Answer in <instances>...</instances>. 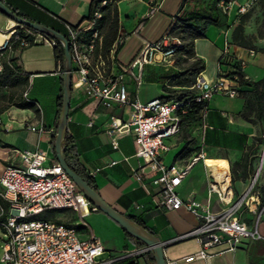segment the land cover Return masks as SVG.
I'll use <instances>...</instances> for the list:
<instances>
[{"label": "crops", "instance_id": "1", "mask_svg": "<svg viewBox=\"0 0 264 264\" xmlns=\"http://www.w3.org/2000/svg\"><path fill=\"white\" fill-rule=\"evenodd\" d=\"M2 1L30 21L66 32L63 22L71 25L84 23L92 0ZM231 2L226 19H220L223 26L209 25L205 37L195 40L194 50L196 56L205 64L201 71L203 77L214 80L219 74L229 73L235 69L236 60L220 62L224 43L228 42L230 54L235 59L240 58L246 62L243 71L249 81L239 85L238 89L250 93L253 89L251 81H258L264 77V38L256 37L253 40L254 49L245 48L233 43L232 31L240 21L241 15L236 13L239 5L251 2L247 9L250 14L243 24L244 34L247 36L257 35L262 11L258 12L260 6L257 0H231ZM114 5L118 12L120 36L132 32L139 34L148 32L153 26L163 34L176 18L189 19L195 25H203L205 18L216 19L219 12H222L220 9L223 10L219 6V0H116ZM150 6H157V9L150 10ZM8 22L7 27L16 24L10 18ZM19 52L20 50L14 51L10 56L18 57ZM1 62L3 67V62H7L6 57H3ZM17 64L21 67L19 58ZM180 71L174 59L166 63L144 64L138 72L141 78L137 92L138 99L147 102L164 96V87H167L170 78ZM19 73L22 76L26 74L23 69ZM32 77L35 79L43 76L28 75V79ZM49 78L53 80L52 87L42 92L38 98L31 97L30 83L23 88V91L28 89V96L27 99L21 96V100L34 101L32 107H18L12 104L0 113V174L5 165L18 164L14 149L30 151L41 149L47 153L45 163L57 161L53 141L59 114L57 101L59 95H62V72ZM135 80L130 73L125 78L127 89L132 96L136 92ZM142 86H145L148 92L141 96L139 90ZM244 105L245 98L241 95L235 97L224 94L213 95L207 106L206 127L192 125L189 128V130L194 128L199 130L198 150L192 155L184 156L179 153L182 149L181 143L177 144L179 135L169 140L170 150L161 155L166 163L182 165L196 153L201 151L204 154L205 163L202 160L195 163L177 188L181 198L193 197L201 203H206L211 169L206 164V158L209 160L223 158L227 161L231 177L235 178V182L232 181L233 190L235 184L236 188L241 189L239 194L258 174L255 172L258 153L251 150L258 146L257 138L262 136L264 124L253 115L249 118L241 116L240 112ZM110 116L124 118L125 112L116 105L105 106L98 100L89 98L82 89L72 88L65 134L69 156L76 157L86 173L94 180L98 193L109 205L124 215L139 220L142 226L150 230L160 241L171 243L196 227L199 221L183 207L164 212L156 206L157 189L150 185L148 178L138 180L133 175V171L142 164V159L135 155L133 135L127 133L118 136L117 147H114L111 143L112 134L108 130ZM36 124L42 126L44 130L30 128L31 125ZM174 147H177L175 153L169 154ZM245 154H247V162L243 168ZM197 165L200 168L194 170ZM220 206L221 204L213 196L210 207L215 210ZM99 212H91L82 217L71 209H52L48 217L56 222L74 226L81 238L97 237L106 251L117 255L124 250L125 232L111 218ZM68 214L71 217H67ZM76 216L81 217V220L89 219L96 229L103 227L107 232L101 233L92 227L87 232L83 228L76 227L79 223ZM61 217L65 220L69 218L70 222L61 220ZM246 217L252 218L247 215ZM130 240L137 248L131 238ZM252 242L249 249L243 247L244 243L247 244L243 240L233 253H229L231 264H264V245L258 241ZM203 260L207 264V261ZM138 262L150 264L143 256L138 258ZM167 264L176 263L167 261ZM209 264H211L210 259Z\"/></svg>", "mask_w": 264, "mask_h": 264}, {"label": "built area", "instance_id": "2", "mask_svg": "<svg viewBox=\"0 0 264 264\" xmlns=\"http://www.w3.org/2000/svg\"><path fill=\"white\" fill-rule=\"evenodd\" d=\"M115 2L101 0L82 24L63 22L71 58L72 88L82 89L89 98L105 106L116 105L123 109L124 118L110 116L109 119L112 145L117 147L118 136L131 133L135 155L142 159V164L133 171V175L138 180L148 178L150 185L157 189L156 206L164 212L183 207L198 219L196 227L178 238L195 237L200 246L198 252L184 258L185 262L205 259L209 264V259L214 255L233 253L243 240L250 239L264 245V229L261 227L264 204L260 202L259 192L255 189L258 174L242 193L235 196L229 166L228 176L221 179L210 169L206 203H201L193 197L181 198L177 188L191 167L199 160L204 161V154L200 151L182 165L166 163L161 156L170 150L169 140L181 133V117L188 112L190 102L202 105L200 121L205 128L207 106L213 95L239 96L237 76L230 75V72L221 73L216 79L207 80L199 72L186 86L193 91L190 98H154L141 102L137 97L141 84L139 70L147 63L173 60L182 46V40L172 36L168 28L156 41H144L131 65L126 67L118 64L115 54L124 42L123 37L115 39L108 52H105L103 34L98 27V20L102 17L101 8ZM231 4V0H219V6L227 13ZM250 4L239 5L237 15L245 13ZM150 8L157 9V6ZM0 35V71L2 58L6 57L7 64L12 67L10 54L22 47L40 42L63 48L62 40L22 24L7 27V30L0 31ZM233 60L244 68L246 62L235 59L229 52V43L225 42L220 62ZM61 72L62 66L58 65L51 73ZM129 73L136 79L134 96L125 82ZM22 96L27 99L28 89L23 91ZM30 128L44 130L37 124ZM13 152L18 164L5 165L0 174V227L5 236L0 264H140L138 258L149 252V249L146 246L135 248L126 234L121 253H109L99 258L106 249L97 237L81 238L74 226L56 222L49 217L32 218L46 209H71L82 217L98 209L58 161L45 163V151L14 149ZM213 196L221 204L215 210L210 207ZM244 211L256 217L248 219ZM216 247L223 248L208 253L209 249Z\"/></svg>", "mask_w": 264, "mask_h": 264}, {"label": "trees", "instance_id": "3", "mask_svg": "<svg viewBox=\"0 0 264 264\" xmlns=\"http://www.w3.org/2000/svg\"><path fill=\"white\" fill-rule=\"evenodd\" d=\"M101 0H92L89 8V13L85 17L88 19L90 17L91 11L95 8L96 4ZM228 1V0H224ZM258 5L261 8L262 18L260 20L259 27L257 28V35L256 36H247L244 34V21L249 16L250 11H246L240 17L239 23L234 27L232 31V41L233 43L245 47L254 49L255 45L253 44V40L256 37L264 38V0H257ZM15 13L20 15L21 17H25L22 13L17 12L15 9H12ZM102 17L98 20V27L101 29L103 34L102 36V44L103 50L108 52L109 48L111 47L112 43L120 36V25L118 20V12L116 5L106 4L102 8ZM222 12L218 14L216 19L212 18H205L203 25H195L190 22L189 19H181L176 18L174 22L169 27V32L172 36L177 37L182 40V46L178 48V51L174 57L175 64L181 69V71L170 78L169 85L164 87L165 95L161 96V99L168 100L171 98L177 99H185L190 98L193 94V91L186 88V86L194 80V77L204 69V61L197 57L195 54L194 46L195 40L197 38L205 37V32L209 25H219L223 26V23L220 22L221 20H225L227 16V12L220 9ZM22 47L20 50H22ZM54 48V58L56 62V66H62L63 59H64V51L62 46L57 45L53 46ZM120 48V47H119ZM18 57L13 56L10 57L9 60L12 63V67H10L7 62H3V67L0 72H5L6 76H12L14 79H18L19 84H22L23 87L27 86L28 83V74L22 76L19 72L22 69L17 64ZM225 61H222V63ZM235 69L230 72V75H236L239 85L248 82L249 78L245 75L243 69L239 66L238 62L234 63ZM253 89L250 93L246 91H240L238 89L239 95L245 98V105L240 112V115L244 118H249L250 116H254L259 121H264V77H262L258 81H251ZM23 93V92H22ZM22 96V95H21ZM61 97L59 95L57 106L58 111L60 110L61 106ZM22 98V97H21ZM34 101H20L16 102L15 105L18 107H32ZM202 105L200 103H196L191 101L188 105V112L181 117V133H187L189 131L190 126L192 125H201L200 121V110ZM5 108L0 109V113L3 112ZM259 138H257L258 140ZM63 147L65 151V158L67 161V165L71 170L79 174L84 180L94 189H96L94 180L86 173L85 169L82 165L78 162L76 157L69 156V152L67 149V137L65 135L63 140ZM198 149H196L197 151ZM181 155L188 156L190 155V149L186 148L184 145L179 152ZM247 162V154L243 156V168L246 166ZM233 181V178H232ZM257 183V182H256ZM257 188L255 184V189ZM260 194V189H256ZM261 200L260 202L262 203ZM99 211V210H98ZM262 216V215H261ZM132 220L136 221L137 223H142L137 220L136 218H131ZM264 229V228H262ZM125 234L129 236L132 241L135 243L137 247H143L144 244L126 232ZM145 257V261L150 264H154V259L150 252L144 253L141 255Z\"/></svg>", "mask_w": 264, "mask_h": 264}, {"label": "rangeland", "instance_id": "4", "mask_svg": "<svg viewBox=\"0 0 264 264\" xmlns=\"http://www.w3.org/2000/svg\"><path fill=\"white\" fill-rule=\"evenodd\" d=\"M260 11L261 8H258V12ZM258 18H260V15L258 16ZM8 24H9L8 17L0 12V31L7 30ZM59 32L65 35V30L63 31L59 30ZM161 34L162 31H158L157 27L154 26L151 27L148 32L147 31L140 32V34L135 32L122 34L121 37H123L124 43L120 46V48L115 54V59L117 63L122 66L128 67L137 57L144 40L156 41L157 39H159ZM53 51L54 48L52 45H49L47 43L37 42L33 45L24 47L22 50H20L19 53H17L21 64V68L25 71L26 74L28 75L32 74V76L33 75L43 76V77H37L35 79H33V77L32 79H28V83H30V88L32 92L31 97L38 98L42 92L48 91V89L52 87L53 80L50 79L49 77L57 75L51 73L56 69V62ZM23 88H24L23 85L19 84L18 79H14L12 76L10 77L6 76L5 72H0V109L2 108L6 109L10 105L20 101ZM139 92L140 95L142 96L144 94H147L148 90L145 89V86H142ZM149 92L151 91L149 90ZM261 122L262 124H264V121ZM198 131L199 130L194 128L192 130H189L187 133L179 134L177 144L181 143L182 147L186 145V148L190 149V155H192L196 151V149H198L197 148ZM258 138H259L258 146L254 147L251 151L258 153L255 172L259 173L256 186L258 189H260V194H261L260 201H261L264 200V163H262L264 162V160H262L264 159V157H262V153H264V128H262V136ZM176 150L177 147L172 148L169 154H174ZM210 163L222 168L227 167V161L223 158H217L215 160H209L208 158H206V164H210ZM197 168L198 169L200 168L199 165L195 166L193 169L196 170ZM231 173L233 176L232 167H231ZM234 180L235 178L233 177V183L235 182ZM240 190L241 189L236 188L234 184V192L236 195L239 194ZM262 204H264V201H262ZM51 212L52 209H46L44 212L35 215L32 218L35 219L47 218ZM99 213L104 214L102 211H100ZM244 213L249 217L252 216L253 219L256 217L254 214L248 211H244ZM66 216L71 217L70 214ZM60 219L70 222L69 218L65 220L61 217ZM76 220L79 221L76 227L83 228L87 232L91 230V227L93 229L95 228V226H93L92 222L89 219L81 220V217L76 216ZM253 223L254 221H252V224ZM261 227L264 228V211H262V216H261ZM96 230L101 233L107 232L106 229L103 227H99ZM4 239H5L4 232L0 227V257L2 254V244ZM244 242H246L247 244L244 243L243 247L250 249L253 243L252 240L250 239L244 240ZM199 248L200 246L195 237H185L179 240L176 239L173 242L166 244L164 248V254L167 261H175L176 264H206L203 259H196L190 262L184 261V257L198 252ZM222 248L223 247L211 248L208 250V253H215L216 251ZM108 254L109 252L105 251L99 258L106 257ZM210 260H211V264H231L229 253L214 255L210 258Z\"/></svg>", "mask_w": 264, "mask_h": 264}, {"label": "water", "instance_id": "5", "mask_svg": "<svg viewBox=\"0 0 264 264\" xmlns=\"http://www.w3.org/2000/svg\"><path fill=\"white\" fill-rule=\"evenodd\" d=\"M0 12L16 22L17 24L26 25L33 29L39 30L53 37H56L63 41L64 59L62 63V97L61 106L58 114L57 128L54 134L53 148L54 154L62 166V168L69 174L72 180L76 183L79 189L83 192L86 198L102 211L105 215L116 222L121 229L131 237L140 240L144 246L149 249L154 259V264H167V260L164 254V247L167 242L160 241L150 230L136 221L132 220L129 216L114 209L109 205L98 193V191L92 188L83 177L74 172L67 165L65 158V151L63 147V140L67 129V118L69 111L70 96L72 91L71 86V58L67 45V41L62 33L59 31L45 26L38 22L30 21L24 17H21L15 13L10 7H8L2 0H0Z\"/></svg>", "mask_w": 264, "mask_h": 264}, {"label": "bare ground", "instance_id": "6", "mask_svg": "<svg viewBox=\"0 0 264 264\" xmlns=\"http://www.w3.org/2000/svg\"><path fill=\"white\" fill-rule=\"evenodd\" d=\"M2 36L0 35V40H1ZM262 157H264V153H262ZM264 160V159H262ZM205 163V160H204ZM264 163V162H262ZM208 166L211 167L213 174L218 178L221 179L222 177H227L228 176V167H225L223 169H221L220 167H218L217 165H214L212 163L208 164ZM259 174V173H258Z\"/></svg>", "mask_w": 264, "mask_h": 264}]
</instances>
